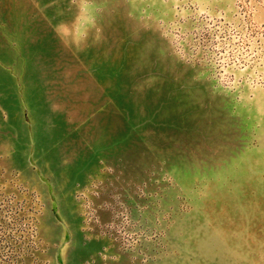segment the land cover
Returning a JSON list of instances; mask_svg holds the SVG:
<instances>
[{
    "label": "rangeland",
    "instance_id": "374dc122",
    "mask_svg": "<svg viewBox=\"0 0 264 264\" xmlns=\"http://www.w3.org/2000/svg\"><path fill=\"white\" fill-rule=\"evenodd\" d=\"M56 261L264 264V0H0V264Z\"/></svg>",
    "mask_w": 264,
    "mask_h": 264
},
{
    "label": "crops",
    "instance_id": "0c3cea01",
    "mask_svg": "<svg viewBox=\"0 0 264 264\" xmlns=\"http://www.w3.org/2000/svg\"><path fill=\"white\" fill-rule=\"evenodd\" d=\"M27 164L30 167V164L29 163H27ZM46 264H72V262L56 261V262H49V263H46Z\"/></svg>",
    "mask_w": 264,
    "mask_h": 264
}]
</instances>
